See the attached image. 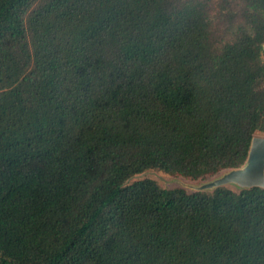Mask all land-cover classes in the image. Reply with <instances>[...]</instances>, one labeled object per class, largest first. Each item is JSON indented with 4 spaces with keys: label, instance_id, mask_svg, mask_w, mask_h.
<instances>
[{
    "label": "trees",
    "instance_id": "obj_1",
    "mask_svg": "<svg viewBox=\"0 0 264 264\" xmlns=\"http://www.w3.org/2000/svg\"><path fill=\"white\" fill-rule=\"evenodd\" d=\"M264 0H0V264H264Z\"/></svg>",
    "mask_w": 264,
    "mask_h": 264
},
{
    "label": "water",
    "instance_id": "obj_2",
    "mask_svg": "<svg viewBox=\"0 0 264 264\" xmlns=\"http://www.w3.org/2000/svg\"><path fill=\"white\" fill-rule=\"evenodd\" d=\"M230 185L239 188L264 187V136L256 135L253 138L247 162L243 167L229 169L195 190H213Z\"/></svg>",
    "mask_w": 264,
    "mask_h": 264
},
{
    "label": "rangeland",
    "instance_id": "obj_3",
    "mask_svg": "<svg viewBox=\"0 0 264 264\" xmlns=\"http://www.w3.org/2000/svg\"><path fill=\"white\" fill-rule=\"evenodd\" d=\"M257 135L264 136V132H259ZM223 173H220L219 175ZM219 175H216V176H219ZM216 176L211 177L207 180H192L182 175L170 174V173H166L165 171L158 170V169H150L141 174L135 175L130 180V182H133L139 179H144V178H152L156 180L162 187H165V188L183 187L188 190H195V188L205 183L206 181H209L212 178H215ZM230 186L234 189H238L236 185H230Z\"/></svg>",
    "mask_w": 264,
    "mask_h": 264
}]
</instances>
